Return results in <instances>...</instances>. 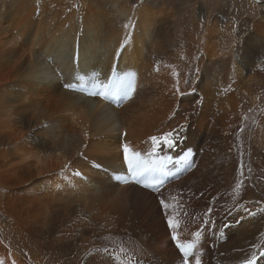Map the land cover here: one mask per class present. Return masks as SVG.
Instances as JSON below:
<instances>
[{
	"label": "bare ground",
	"instance_id": "bare-ground-1",
	"mask_svg": "<svg viewBox=\"0 0 264 264\" xmlns=\"http://www.w3.org/2000/svg\"><path fill=\"white\" fill-rule=\"evenodd\" d=\"M180 1L195 14L175 0H0V188L16 194V239L27 237L10 263L117 264L108 247L127 250L123 264H183L158 194L117 179L124 143L146 154L151 136L173 132L174 146L157 153L173 178L161 192L187 213L181 239L202 231V264H239L253 251L264 264V114L252 127L261 96L239 84L255 86L262 49L220 43L223 31L199 18L203 2ZM186 31L180 45L173 33ZM120 70L136 74L131 99L79 90L78 76Z\"/></svg>",
	"mask_w": 264,
	"mask_h": 264
},
{
	"label": "snow or ice",
	"instance_id": "snow-or-ice-1",
	"mask_svg": "<svg viewBox=\"0 0 264 264\" xmlns=\"http://www.w3.org/2000/svg\"><path fill=\"white\" fill-rule=\"evenodd\" d=\"M135 76L136 74L134 72L120 70L119 72L113 71L106 81L95 78V74L91 79H85L83 76H78L76 79L80 81L79 90L85 92L88 96H99L106 100L114 97H121L127 100L131 99L136 92ZM185 83H187V81H185ZM62 87L69 90L77 89L75 83L65 82ZM176 92L183 95L178 86ZM149 139L151 142V149L146 154H142L140 151H134L127 143L122 145L123 163L126 164L127 175L124 177H117V179H123L125 183H128V177H130L131 182L140 184L143 188L151 189L157 193L160 208L166 218L167 227L171 233L170 240L174 242L175 248L182 254L183 264H191L189 258L193 256L195 264H202L201 255L193 251L196 247V243L201 239L202 231H196L194 233L196 240L193 242H185L181 239L178 231L180 229V220L177 217L180 214L187 215V213H180L183 204L179 196L165 197L163 195L161 188L164 181L156 177V173L163 172L166 159L158 156L157 149H159L161 145L168 148L174 146L175 137L173 132H166L162 136H151ZM95 167L99 168L102 167V165L96 164ZM75 175L79 176L80 173L76 172ZM241 187L242 184L238 182L236 184V191H239ZM180 195L182 196V193ZM212 211L213 209L209 207L205 214L206 217H210ZM203 222L207 225L210 223V220L206 218ZM253 247L256 246L254 245ZM103 251L108 253L113 260L117 261V264H123L121 260L122 255L128 260L132 259L131 256L127 255V250L124 248H120L119 251H117L105 247ZM260 255L264 256V252H261ZM257 259V253L253 251L249 256L240 260L239 264H257ZM13 264H15L14 261Z\"/></svg>",
	"mask_w": 264,
	"mask_h": 264
},
{
	"label": "rangeland",
	"instance_id": "rangeland-1",
	"mask_svg": "<svg viewBox=\"0 0 264 264\" xmlns=\"http://www.w3.org/2000/svg\"><path fill=\"white\" fill-rule=\"evenodd\" d=\"M197 1L203 2V5L201 7L202 16L199 17L202 22L206 20L210 21L211 27L214 26L215 30H221L225 34L224 40H220V43H227L228 46L231 45L230 47L235 48L237 44L241 43V41L243 40L242 44L247 45L245 51H254L256 49H259L258 51H260L262 49L261 52L255 55V63L253 62L256 72V84H254L255 86L252 85L249 87V85L239 83L241 85L240 87L244 96H261L260 103L262 105L257 115L253 119L252 127H254L258 124L260 118L264 114V44L259 43V41L256 42L257 40H259V35L264 34V0ZM168 5L164 7L165 10L173 7L170 3H168ZM185 6L186 5L183 1L175 0L174 7L180 14H188L189 17L195 14L192 10L187 11ZM193 26L194 25H189V27L191 28ZM173 34L175 35V38L180 45L187 44L186 37L189 34L188 31L183 32L181 36L180 33ZM247 42L249 45L247 44ZM249 76H254V73H250ZM231 77L233 79L231 83L235 80H238V78L236 79V73H233ZM236 82L238 83V81ZM246 86H248L249 88ZM233 93L234 96L237 95L236 92ZM2 184L3 187L0 188V264L2 262H7L5 264H12L10 263L12 262L10 257L12 255H17V253L18 255H21L20 251L16 248L17 245L15 243L18 244L21 242H25L26 244L27 237L23 234L25 237L21 235V237L18 236L19 240L16 239V235L18 233H23V228L21 227V229H15L16 224L13 223L18 220L17 216L13 219V213L16 215V207L14 206V201L17 197L15 193H11L10 185L7 182H4ZM12 196L14 197L12 198ZM170 236L171 234L169 235V237ZM8 259L9 261H7ZM20 261L21 264L25 263V259L23 258H21Z\"/></svg>",
	"mask_w": 264,
	"mask_h": 264
}]
</instances>
